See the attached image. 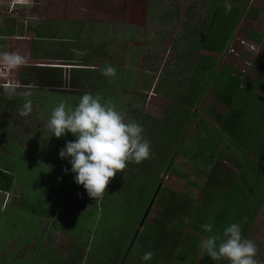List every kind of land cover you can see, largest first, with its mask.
I'll list each match as a JSON object with an SVG mask.
<instances>
[{"label": "rangeland", "instance_id": "374dc122", "mask_svg": "<svg viewBox=\"0 0 264 264\" xmlns=\"http://www.w3.org/2000/svg\"><path fill=\"white\" fill-rule=\"evenodd\" d=\"M212 1L216 0H0V112L9 110L1 104L2 97L10 100L28 99L33 103L27 116L20 115L23 106L16 109L15 115L8 119L11 126L9 132L2 129L5 127L3 122L2 127L0 126V168L13 170L16 167L17 171L14 173L13 186L6 191L7 193L0 184V263L8 256L4 264H19L16 260L35 264L39 256L43 252H48L49 248L56 252L60 250L63 255L70 253L73 243L80 244L84 240L83 233H79L81 238L77 237L78 233L71 231L70 226L83 227V218L78 222L77 217L86 215L91 209L84 202L76 203L78 200L84 201L86 190L74 182L73 173L70 171L65 173L68 161L61 159L56 153V149L61 150L70 139L66 136L51 137L52 133L47 128L51 112L58 103L66 101L69 106H73L74 99L69 93L74 92V89L67 85H62V89H51L48 83L41 81L34 83L37 73L44 72L43 67L61 65L66 60L76 65L86 61L90 69L97 73L100 71L98 67L100 61L118 65L121 71L118 84L121 87L127 82L128 89L125 94L122 93L123 96H119L118 89L110 90L109 93L119 98L120 103L114 107L125 121H135L142 126L146 125L145 119H149L148 123H153V120L163 121L168 110L172 109L171 106L182 105L180 101L175 103V100L167 97L166 88L174 90L182 79L190 76L194 67L186 65L189 60L190 63H194L192 60L198 52L192 55L195 47L187 49V44L181 40L185 23L188 19L190 22L202 19L203 14L208 11V4ZM262 2L240 0L239 5L258 9ZM12 27L14 35L7 32ZM238 27L259 35L264 34V11L257 15V20L249 21L243 18ZM32 28L34 31L38 30L39 36L50 35L57 40L64 38L63 34L67 32L71 34V31L77 30L78 34L72 32L76 35L71 37L75 43L60 40L55 43H41L35 40L34 36L37 35L31 31ZM233 35L232 42L248 38L238 28ZM87 36L92 37L89 41L91 43L99 41L106 45L101 44L97 53H92L87 48V51L81 54V47L77 46ZM56 43H64L63 49ZM232 48L234 52L230 51ZM245 49L236 42L231 43L228 52L222 55L221 63L230 64L236 71L234 74L241 77L245 86L249 87L251 81H255L260 87L264 86V67L261 65V61L264 62V47L246 51ZM5 55H19L22 59L19 62L7 61ZM93 58L97 60H92ZM29 84H34L35 87ZM216 93L210 84L207 85L206 93L196 108L198 113L196 121L184 129L181 137L184 152L186 149H196L193 139L204 134L203 122L209 125L207 127L209 129L218 126L219 123L212 111L221 114L227 112V105L214 99ZM256 95L264 99L261 91ZM255 99L257 100V97ZM22 103L23 101H19V105ZM259 112L261 111L247 110L245 119L256 123L259 121ZM263 123L261 126L246 124L242 131L236 134L237 136L228 135V126L218 129L219 138L214 132H209V138L216 142L218 147L210 160L203 159L197 164L198 168L207 171L212 168V163L221 160L223 169L236 172L237 168L232 166L228 159L230 156L232 158L234 148L228 145L236 147L234 143L239 145L240 142L245 144L256 142L257 145L249 151L237 150L233 158L262 166V170L254 172L253 175L240 174L236 182L239 186L245 187L246 194L250 193L243 199L241 211L251 215L241 228L245 238L255 241L258 248L256 259L261 264H264V261L260 262L264 259V161L259 163L258 161L260 158L264 159V151H261L264 148ZM13 145L17 146L15 148L17 150L10 152L9 148L12 149ZM44 145L47 150L42 155L39 152ZM183 150L171 158L172 169L169 172H160L158 180H162L163 189L170 193L186 192L196 199L200 191L195 185L205 184L206 178L192 169L193 165L187 162ZM68 166L70 169L69 164ZM248 178L249 180H246ZM236 184L233 186H237ZM53 186H60L61 191L57 192L56 197L51 195L44 200L46 215L39 219L38 228L19 229V226H14L15 221H20L18 215L22 211L19 209L10 211L11 206L21 201L22 205H26V208L34 212L38 202L35 200L52 194L50 190ZM224 193L222 191V194ZM235 197H238L237 194L231 199L233 204ZM233 204L231 215L238 213L237 209H240ZM41 205L45 208L43 203ZM161 211V206L156 204L148 220L152 221ZM68 215L73 217L66 218ZM95 230L90 232L88 243L85 246L81 245L86 252L96 237ZM105 251L107 256L108 252L109 255H113L110 250ZM111 261H108V264ZM207 262L229 264L223 258L218 259L216 263L211 259ZM113 264L125 263L122 260Z\"/></svg>", "mask_w": 264, "mask_h": 264}, {"label": "trees", "instance_id": "16d2710c", "mask_svg": "<svg viewBox=\"0 0 264 264\" xmlns=\"http://www.w3.org/2000/svg\"><path fill=\"white\" fill-rule=\"evenodd\" d=\"M239 1L228 0L232 5L231 11H226L225 0L212 1L208 4V11L203 14L202 19L197 22L187 20L180 37L182 42L187 44V49L195 47L192 55L198 51L196 57L192 60L194 63H190L191 60H189L186 65V67L194 68L190 76L182 79L174 90H167L166 88L167 97L175 100V103L180 101L182 105L171 106L172 109L168 110L163 121L153 120V123H148L149 119L144 121L146 123V125H143L144 135L151 144L150 157L139 164L129 162L121 172H117L113 178H110L109 184L101 197L94 199L89 197L86 192V195H84L86 199L76 202H84L86 206L91 208L86 215L83 214L84 216L79 215L77 217L78 222L83 218V227L82 225L81 227L78 225L76 227L74 225L70 226L71 231L78 233L77 237H80L79 233H83V242L80 244L73 243L72 248H70L71 252L66 255H63L60 250L56 252L53 248H49L48 252H43L39 256V260L35 264H108V261L112 259L113 261L109 264L118 263L122 260L125 264H199L201 261H203L202 264H207L209 259L213 263L218 261V259L213 260L208 256L206 250L199 247V242L209 235L201 226L205 223H212L214 225L213 234L222 235L223 229L229 224L238 223L243 226L247 218L250 217V213L247 214L241 211V205L244 204L243 199L247 198L250 193L246 194L245 187L239 186L236 182L240 174L253 175L254 172H260L262 166L252 165L247 161H237L233 156L237 149L242 150V152L249 151L257 144L256 142L251 144L240 142L239 145L234 143L236 148L234 145H229V147L235 149L232 158L230 156L228 159L237 168L238 172L223 169L221 160L212 163L210 170L204 171L198 168L197 164L200 160L205 159L207 161L210 160L211 155L213 156L218 145L209 138V132H214V135L219 138V130L209 129L203 124L205 127L204 134L193 139L196 149H186L185 152L183 150L184 146L181 144V137L184 129L196 121L195 119L198 116L196 108L205 95L209 84L211 89L215 93L217 92L214 99L228 107L225 114L212 111L214 118L219 123L218 129H224L225 126H228V135L237 136L236 134L241 132L246 124L261 126L264 121V110L259 105L258 107L261 108L257 110L261 111L258 116L259 121L253 123L251 119L250 123L248 119H245L248 110L246 106L253 102L254 90H244L242 81L234 74L233 67L230 64L221 63V57L225 54L227 47L230 46L237 28L251 41L261 44V35L254 31L241 29L238 25L243 18L256 19L257 15L264 11V0H262V7L258 9L240 6ZM31 31L33 32L34 28ZM38 33V30L35 29L34 35L37 36H34V38L41 41V43L46 42L44 39L51 38L50 35L39 36ZM75 34H78L77 30ZM63 36L69 40V43H75L70 35L63 34ZM91 39L92 37L87 36L79 42L77 48L81 47V54H84L87 48L90 52L97 53L101 44L106 45L99 41H97L98 43H91L89 42ZM92 60L97 59L93 58ZM80 66L83 68L76 71L71 70L70 72L57 67H43L44 72L37 73L34 83L37 81L48 83L51 89H62V85L72 87L74 92L69 93V96L74 99L73 106L78 103L79 97L84 93L99 95L102 103L109 106H118V103H120L119 98L109 93V91L118 89L120 91L119 96H123L128 89L127 82L121 87L118 84V79H121L119 66L100 61V64H98L100 71L98 73L94 69H90V65L86 61ZM107 66L116 69L115 76L102 74L101 69ZM238 74L242 75L239 72ZM29 85L35 86L34 84ZM261 87L264 88L263 85ZM83 90L86 92H83ZM57 93L55 92V94ZM258 99L262 105L264 100L262 98ZM19 101H23V103L19 105ZM27 101L30 100L22 98L10 100V98L2 97L1 104H4L7 109L13 110L18 106L20 108ZM9 118L11 117L8 116L7 111L0 112V121L3 122V125L5 124L6 128L10 126L7 124ZM194 126L200 128L197 125ZM66 137L70 140L74 139L71 133L67 134ZM60 142L62 141H58V143ZM193 144L191 143V146ZM16 147V145H13L12 149L9 148L10 152L17 150ZM46 150L44 145L39 153L43 155ZM56 150L58 155L60 149L57 148ZM169 150L171 151L168 152ZM182 150L187 162L193 165L192 169L206 178L205 184L195 185L196 189L200 191V195L195 199L186 192L172 194L161 187L147 218L144 220L142 227H139L155 189L158 184L163 183L161 179L158 180L159 173L169 172L173 166V163L170 162L171 158ZM261 151H264V148ZM262 161L264 159L260 158L258 163ZM245 165L247 166L244 168ZM66 166L69 167L68 164ZM15 171L16 167L13 170L0 168V184L4 191L10 190L13 186L14 173L17 172ZM152 175H155L154 178H149ZM249 178L246 180H249ZM233 184L237 186H233ZM230 187L234 188L231 189ZM51 189L52 194H47L35 200L38 202L34 212L26 208V205H22L21 201L17 205H12L10 209L8 208L10 211H17L18 209L22 211L18 215L20 221H15L14 226H19V229H25L26 227L38 228L39 219L46 215L44 200L51 195L56 197L57 192L61 191L60 186H53ZM222 191L225 193L222 194ZM235 194L238 197H235L233 204L231 199ZM156 204L161 206L162 211L152 221H149L148 217ZM231 204L240 208L237 209L239 210L238 213L230 214V210H233ZM69 216L73 217L68 215L66 218ZM78 222L77 224H79ZM94 229H96V237L91 244L92 246L86 252L81 248V245L85 246L88 243V236ZM137 230V238L129 246ZM106 249L110 250L113 255H109L110 252H108L107 256ZM149 251L153 253L152 259L149 261L142 260L144 253ZM7 259L8 256L0 264H4ZM16 261L19 264H26L23 260L22 263L20 260ZM263 261L264 259L260 260V262Z\"/></svg>", "mask_w": 264, "mask_h": 264}, {"label": "clouds", "instance_id": "9594fccd", "mask_svg": "<svg viewBox=\"0 0 264 264\" xmlns=\"http://www.w3.org/2000/svg\"><path fill=\"white\" fill-rule=\"evenodd\" d=\"M231 7V3L225 0L226 11H231ZM70 33L67 32L71 37H76ZM262 36L261 43L264 41V34ZM59 40L69 43L67 38H48L46 42L55 43ZM56 44L63 49L64 43ZM4 58L16 62L22 59L19 55H5ZM49 66L62 68L66 72L83 68L70 60L61 65ZM101 72L105 76H115L116 69L107 66L101 69ZM31 104V101H27L23 105L21 116L28 115ZM47 128L52 133L51 137L60 138L69 133L74 137L73 140L66 141L58 155L70 165V169H64L65 173H73L74 182L82 185L87 195L94 199L103 195L110 178L121 172L129 162L139 164L151 154V144L144 135L143 126L135 121L126 122L114 106L102 103L100 96L92 93L80 96L75 106H69L66 101L58 103L51 112ZM201 227L209 235L199 242V247L206 250L213 260L223 258L229 264H259L256 259L258 248L255 241L243 236L238 223L226 226L222 235L213 234L212 223H205ZM152 256L153 253L149 251L144 253L141 259L149 261Z\"/></svg>", "mask_w": 264, "mask_h": 264}, {"label": "crops", "instance_id": "0c3cea01", "mask_svg": "<svg viewBox=\"0 0 264 264\" xmlns=\"http://www.w3.org/2000/svg\"><path fill=\"white\" fill-rule=\"evenodd\" d=\"M263 3V2H262ZM262 6V5H261ZM260 6V7H261ZM259 7V8H260ZM260 15L262 14V12H260L259 13ZM247 20H249L250 21V19H248V18H246ZM256 20H257V18H256ZM14 28L12 27V28H9V30H7V32L8 33H13L14 31ZM11 35H14V33L13 34H11ZM263 34H261V37H263L262 36ZM256 65H257V62L255 63ZM261 65L264 67V62H262L261 61ZM238 76V75H237ZM240 76H242V75H240ZM238 78L241 80V77H239L238 76ZM264 79V78H263ZM242 81V80H241ZM242 88L244 89V90H246L247 89V91H248V89H253L254 90V92H253V94H255V96L253 95V101L254 102H251L250 104H248L247 106H246V108L248 109V110H254V111H256V110H258V109H261V108H259L258 107V105L259 106H262V110H264V101H262V105H261V103L259 102V99L258 98H261V97H259V96H257L256 95V93L258 92V91H261L263 94H264V88H262V87H260V86H258L257 84H256V82L255 81H251V82H249V87L248 86H245L244 84H243V81H242ZM255 97H257V99L258 100H256L255 99ZM256 100V101H255ZM264 100V99H263ZM18 109H19V106L17 107ZM16 108V109H17ZM16 109H13V110H8L7 111V113H8V116H10L11 118L15 115V111H16ZM221 114V113H220ZM225 114V113H224ZM6 120V119H5ZM205 122H203V124H204ZM2 125V124H1ZM205 125V127H208L209 125H207L206 123L204 124ZM218 126H219V124H218ZM218 126H216V127H214L215 129L214 130H218ZM236 148V147H235ZM234 148V149H235ZM239 152H242V150L240 151V149H237ZM233 166V165H232ZM236 172H238L237 170H236Z\"/></svg>", "mask_w": 264, "mask_h": 264}, {"label": "water", "instance_id": "95a60500", "mask_svg": "<svg viewBox=\"0 0 264 264\" xmlns=\"http://www.w3.org/2000/svg\"><path fill=\"white\" fill-rule=\"evenodd\" d=\"M161 187H162V184L160 183V184H158L157 188L155 189L153 197L151 198L150 203H149V205H148V207H147V209H146V211H145V213H144V215H143V217H142V219H141V221L139 223V227H142V224H143L144 220L147 218L149 210H150V208H151V206H152V204L154 202V199L157 196V194H158V192H159ZM137 235H138V230H137V232H135V234H134L129 246H131V244L134 243V240L137 238Z\"/></svg>", "mask_w": 264, "mask_h": 264}, {"label": "built area", "instance_id": "2783aa9c", "mask_svg": "<svg viewBox=\"0 0 264 264\" xmlns=\"http://www.w3.org/2000/svg\"><path fill=\"white\" fill-rule=\"evenodd\" d=\"M234 42H236L239 45L244 46L246 48L245 51L247 49L253 50V49H256V48H258L260 46L264 47V41L260 45H257V44H255V43H253L251 41H248L247 39L245 40L244 38H243V40H234ZM234 42H231V43H234ZM230 51L234 52V49L232 48Z\"/></svg>", "mask_w": 264, "mask_h": 264}, {"label": "flooded vegetation", "instance_id": "af4514ba", "mask_svg": "<svg viewBox=\"0 0 264 264\" xmlns=\"http://www.w3.org/2000/svg\"><path fill=\"white\" fill-rule=\"evenodd\" d=\"M1 124H2V121H0V126L2 127ZM7 124H9V123H7ZM10 128H11V126H9V128L2 127L3 130H7L8 132L11 130Z\"/></svg>", "mask_w": 264, "mask_h": 264}]
</instances>
